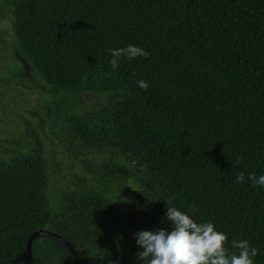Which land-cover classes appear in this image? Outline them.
Masks as SVG:
<instances>
[{
  "label": "trees",
  "instance_id": "1",
  "mask_svg": "<svg viewBox=\"0 0 264 264\" xmlns=\"http://www.w3.org/2000/svg\"><path fill=\"white\" fill-rule=\"evenodd\" d=\"M5 4L17 59L70 106L62 120L86 157L55 208L37 136L27 152L0 159V263L27 264L29 236L46 229L81 264H144L115 246V233L172 230L168 205L212 222L228 254H238L233 240H247L258 249L253 264H264V188L248 179L264 175V0ZM127 45L148 57H122L114 70L110 50ZM129 181L136 197L122 220ZM31 254L34 264H73L47 237Z\"/></svg>",
  "mask_w": 264,
  "mask_h": 264
},
{
  "label": "rangeland",
  "instance_id": "2",
  "mask_svg": "<svg viewBox=\"0 0 264 264\" xmlns=\"http://www.w3.org/2000/svg\"><path fill=\"white\" fill-rule=\"evenodd\" d=\"M12 21L11 9L0 0V159H7L13 152H27L33 136H37L46 162V195L50 207L55 208L60 189L73 186L74 175H82L85 166L81 160L86 156L62 120L63 109L70 106L50 94L35 73L17 59ZM91 102L83 107L93 110ZM57 105H61V111ZM135 197L136 187L129 181L127 195L119 206L122 220ZM115 236L116 247L138 253L136 237L125 226Z\"/></svg>",
  "mask_w": 264,
  "mask_h": 264
},
{
  "label": "clouds",
  "instance_id": "3",
  "mask_svg": "<svg viewBox=\"0 0 264 264\" xmlns=\"http://www.w3.org/2000/svg\"><path fill=\"white\" fill-rule=\"evenodd\" d=\"M110 52L109 63L114 70L119 67L122 57L133 60L149 55L134 45L111 49ZM137 83L140 88L147 90L146 81ZM244 178V173L240 172L235 182L243 183ZM248 179L254 186L264 188V175L257 178L256 174H250ZM166 217L172 230L162 228L135 234L137 245L144 249L137 253V258L143 260L144 264H253V258L258 254V249L250 246L247 240H233L231 246L238 250V254H228L225 247L227 236L216 231L212 222L197 223L176 207L167 205Z\"/></svg>",
  "mask_w": 264,
  "mask_h": 264
},
{
  "label": "water",
  "instance_id": "4",
  "mask_svg": "<svg viewBox=\"0 0 264 264\" xmlns=\"http://www.w3.org/2000/svg\"><path fill=\"white\" fill-rule=\"evenodd\" d=\"M38 237H47L56 240L65 247L73 261V264H81L80 259L73 247L64 238L46 229L37 230L29 236L26 246L27 264H34L31 254V243L35 238Z\"/></svg>",
  "mask_w": 264,
  "mask_h": 264
}]
</instances>
